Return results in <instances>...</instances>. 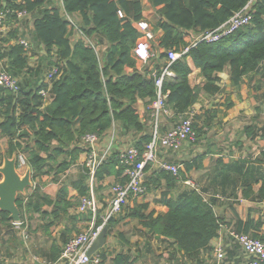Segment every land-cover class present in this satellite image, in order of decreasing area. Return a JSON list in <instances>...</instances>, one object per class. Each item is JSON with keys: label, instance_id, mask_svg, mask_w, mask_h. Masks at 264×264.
<instances>
[{"label": "trees", "instance_id": "1", "mask_svg": "<svg viewBox=\"0 0 264 264\" xmlns=\"http://www.w3.org/2000/svg\"><path fill=\"white\" fill-rule=\"evenodd\" d=\"M62 1L66 12L81 13L83 25L78 26L96 45L101 46L99 53L82 38L75 42L71 40L73 31L70 32L68 19L60 9L46 8L47 0H0L2 10L25 9L34 15L33 44L42 46L45 51L43 63L35 68L30 65L29 51L19 43L17 29L0 40V59L7 61V69L19 78L20 84L18 92L0 86V134L8 138L6 151L9 156L19 152L26 155L35 182L28 195L19 196L17 201L21 227L30 233L29 222L36 214L41 219H48L45 224L47 230L65 221L59 238L54 239L45 254L55 264H58L66 243L94 220L93 212H78L81 198L91 191L89 168L82 164L81 175L71 179L70 183L60 181L62 175L80 161L81 155L88 152L81 145V138L88 132L104 137L119 125L120 137L132 139L133 146L143 154L153 139L152 126L156 116L151 107L148 113L152 123L148 125L137 111L136 104L139 99L150 104L157 100L159 88L156 80L169 63V51L182 52L191 45L186 36L191 35L196 40L200 35L221 27L251 3L249 24L218 41H198L171 63L175 76L165 77L161 88V92L167 95L165 109L169 115L164 112L160 115L164 114L167 124L173 123V126L189 114L198 102L201 90H221L219 74L227 66L230 67L232 86L239 88L244 78L257 72L264 63V0H150L160 16L158 27L163 30V35L159 47L163 50H159L143 70L136 69L138 59L133 53L140 37L134 24L144 18L141 0ZM14 18L16 15L12 13L8 21L12 22ZM188 57L193 59L205 77L206 83L202 88L190 83L192 69ZM53 67L59 68L58 73L48 84L40 73ZM127 68H134V71L127 72ZM42 89H49L50 100L42 95ZM257 111L264 112V109L259 106ZM196 119L199 121L195 122ZM206 122L205 115H195L196 143L205 134ZM160 127L158 121L159 132ZM246 129L252 130L247 132L248 136L259 134L250 126ZM119 153L120 150L113 149L97 169L94 177L96 193L108 177H114L116 183L128 182L126 167L121 163ZM204 157L205 153L195 157L193 162L186 161L185 169H180L178 175L150 164L147 166V191L165 181L166 190L157 200L167 208L164 214L146 213L148 204L129 208L128 203L117 215L126 210V216L138 219L160 241L167 242L169 260H175L174 264H186V261L202 263V253L213 250L211 241L219 236L224 222L217 215L213 201L206 200L201 191L183 183L187 180V172L203 166ZM45 175L52 177L54 182H61L55 198L43 190L42 177ZM248 186L252 188L254 184L249 183ZM70 188L77 191L76 196L70 195ZM258 198L264 201V179ZM71 209L76 212L71 214ZM9 215L0 211V231L3 237L5 234L10 237L12 247L17 249L22 243V234ZM117 216L106 223L108 236L124 218L117 219ZM103 222L99 209L95 224L100 226ZM253 222L252 219L240 221L237 230L264 240V234L251 231L255 229ZM4 244V253L8 256L14 254ZM227 251L230 260L236 252L231 248ZM97 252L105 264L110 254L104 247ZM111 263L135 264V261L130 254L120 251L114 254ZM0 264H6V261L0 258Z\"/></svg>", "mask_w": 264, "mask_h": 264}, {"label": "crops", "instance_id": "2", "mask_svg": "<svg viewBox=\"0 0 264 264\" xmlns=\"http://www.w3.org/2000/svg\"><path fill=\"white\" fill-rule=\"evenodd\" d=\"M141 1L144 5V18L142 20L150 23L155 34V39L151 42L152 53L155 55L159 50H163L159 47L163 35V30L158 27V19L160 16L157 8L151 5L150 0ZM45 7L50 9L58 8L64 15L65 9L62 0H47ZM70 15L76 25H69L70 32L72 33L73 31L71 40L73 42L78 38L85 40L82 34L83 31L78 26L83 25L81 13L76 12ZM155 16L156 21L154 23L153 18ZM27 21H30V27L24 29L22 23H27ZM6 22L4 27L0 29V32H3L0 33V40L8 36L12 30L17 29L19 41L25 39L30 44V48L27 50L30 54V65L37 68L39 64L35 65L37 61L33 62L32 60L43 56L41 57L43 63L45 51L42 46L33 44L34 15L28 12V15L24 19L20 20L16 17L12 22L8 20ZM79 29L82 31L81 33ZM185 38L187 41L191 42V45L195 41L191 35ZM90 40L95 44L92 39ZM1 45L0 43V48L2 47ZM98 47L100 52L101 46L98 45ZM34 48L36 49L34 50ZM187 61L192 69L189 76L191 85L202 88L206 83L205 77L202 75L201 70L195 66L191 57H188ZM1 64L6 65L7 61L0 59V65ZM147 64V62L145 63L138 60L136 69L143 70ZM51 69L44 70L40 75L43 81L48 84L51 81H47L46 73ZM57 69L59 68L57 67ZM229 70L230 67L227 66L225 70L219 74L220 81L218 85L221 90L219 92L201 90L198 102L190 110L194 111L195 115H205V120H207L205 124V134L203 136L205 142L196 146L187 144L176 153L159 148L160 159L176 163L180 166V169L183 170L185 169L184 163L186 161L193 162L195 157L205 153V157L202 160L203 166L199 169L194 168L187 172V180H192L199 185L200 191L205 196V199L214 202L217 215L224 219L219 236L211 241L213 250L205 251L201 255V262L205 261V263L210 256H214V247L216 245L220 242L225 246L228 245V228L238 229L240 221L245 222L247 219H252L254 221L252 225L255 226V229L251 231L264 234V201L258 198V191L261 187L262 179H264V112L257 111V107L259 106H262L264 109V63L257 72L246 76L239 88L232 86ZM126 71L132 72L134 68H127ZM49 96L50 93L48 95L50 100ZM49 100H47V102H49ZM153 105L154 103L150 104L147 100L142 99H139L136 104L137 111L142 119L150 126L152 121L149 119L148 110L153 107ZM159 116L160 118L158 121L161 123L160 133L164 134L173 127V124L172 126L171 124H167L164 114ZM0 120H2V118H0ZM118 126H114L106 136L101 138V141L96 146L98 151L103 150L108 145L113 134L116 137L113 146L114 150H122L133 145L132 139L129 137H120ZM248 126L252 127L259 134L254 137L248 136L247 132L252 131H247L246 128ZM7 142L8 138L2 137L0 134V166L3 163L2 147L6 149ZM19 153H17V156ZM85 155V153L81 155L80 161L73 165L65 175H62L60 181L70 183L71 179L81 175L82 164H84L86 157ZM225 166H230V168L227 169ZM26 168L27 165L18 169L24 173ZM258 179L259 181L257 182ZM42 182L44 183L43 190L51 197L55 198L60 188L59 183L61 182H54L52 177L48 175L42 177ZM114 183H116L115 178L108 177L102 182V188L97 189L96 197L98 198L99 209L103 217L106 215L110 206L111 188ZM249 183L254 184V186L249 188ZM165 190L166 184L163 180L160 186H152V189L148 190L146 195L144 194L145 196L143 195V197L131 199L128 204L130 206L129 208H133L135 205L148 204L149 208L145 211L146 213L154 211L155 216L164 214L167 208L158 203L157 200L160 199L162 192ZM29 192L30 191H28V193ZM70 195L76 196L77 191L74 188H70ZM102 207L103 209H101ZM45 209L50 210L49 207H45ZM75 212V209H71V214ZM121 215L116 218L118 219L124 216L123 220L113 228V235L104 246L106 252L110 254V261L114 254L124 251L130 254L135 264H147V262L149 263L151 261L150 258L153 256L152 251H154L156 244H158V247H163L164 244L165 248L168 249L169 244L167 242L160 241L147 227L141 225L138 219L126 216V210H124ZM47 221L48 219H41L39 215L36 214L29 222V240L25 243L23 238L21 239V242L26 248L25 252H29L30 254V259L39 262V264L52 263L45 254L49 252L54 239L59 238L65 226V221H62L58 225L52 226L47 230L45 229ZM257 222H259V225ZM90 224L91 223H89V225ZM1 235L3 236V234ZM12 243L13 242H10L7 248L14 254L8 257H11V260L16 264H26L23 255L15 256V253L18 254L20 248L18 250L16 248L14 249ZM5 245H7V243ZM237 257L238 255L235 254L230 258L229 261L231 264H236ZM0 258L9 263L7 257L0 256ZM174 261H170L169 264H174ZM187 262L188 261H186V264ZM110 264L112 263L110 262Z\"/></svg>", "mask_w": 264, "mask_h": 264}, {"label": "built area", "instance_id": "3", "mask_svg": "<svg viewBox=\"0 0 264 264\" xmlns=\"http://www.w3.org/2000/svg\"><path fill=\"white\" fill-rule=\"evenodd\" d=\"M251 3L246 5L243 9L236 12L225 24L221 27L206 32L200 35L191 46L186 47L182 52L171 50L168 52L169 63L163 68L162 73L156 80V85L159 88L157 100L154 102L153 108L155 110L156 122L153 131V139L147 145L146 151L141 154L140 151L132 146H128L125 149L120 150L119 158L121 163L126 167V173L129 180L126 184L119 182L114 183L111 188L110 206L103 217L104 222L100 226L95 224V215L99 210V203L96 197L94 189V177L99 166L112 154L113 146L115 143V135L113 134L108 145L101 151L96 149L97 144L101 141V138L96 133L88 132L81 138V145L88 149L85 154L84 165L89 168L90 172V187L91 191L89 195L81 198V203L78 208V212H93L94 220L84 229L81 233L76 234L69 242L64 246L62 255L58 261V264H102L101 255L96 252L93 255L89 254L91 244L99 235L103 226L111 217H115L121 213L124 206H126L131 199H137L143 196L147 192L145 181L147 179L146 168L150 164L157 169L171 172L174 175H178L180 166L169 160L159 158V148L169 150L173 153L179 152L187 144H195L197 141V132L194 128L195 112L190 111L186 117L170 128L164 134H161L158 129V120L161 112L168 114L165 109L166 94L161 92L163 81L165 77H174L175 73L171 70V63L183 54H186L192 46H195L198 41L215 42L222 39L224 36L235 32L237 29L249 24L252 19L250 12ZM15 14L17 19H24L28 12L27 10H9L0 9V26H3L10 14ZM122 16V13H120ZM64 16L70 22V25L76 26L68 12H64ZM137 30L140 32V37L133 50L135 57L143 62H150L154 54L152 53L151 42L155 39V34L151 28L149 22L141 20L135 23ZM80 30V29H79ZM82 31L80 30V33ZM83 37L86 42L90 43L97 53L99 52L98 45L94 44L84 33ZM24 45L25 49L30 48V44L25 39L19 41ZM1 51V48H0ZM58 73L57 67H53L46 73L47 81H51L53 77ZM155 75V73H154ZM0 86L13 91L18 92L20 89L19 78L12 75L7 65H0ZM41 93L44 97H48L49 89H42ZM18 168L25 167L27 165V157L24 153L18 154ZM184 185L198 189V184L192 180L183 181ZM16 227L21 230L22 238L25 243L29 240L30 236L26 228L21 227V223H15ZM228 245H224L220 242L214 247V264H225L228 259V248H231L237 253L242 255V264H264V240L253 236L250 233L238 231L234 228H228ZM43 264H55V263H43Z\"/></svg>", "mask_w": 264, "mask_h": 264}, {"label": "water", "instance_id": "4", "mask_svg": "<svg viewBox=\"0 0 264 264\" xmlns=\"http://www.w3.org/2000/svg\"><path fill=\"white\" fill-rule=\"evenodd\" d=\"M3 163L0 166V211L8 212L10 219L15 223L21 222V211L18 206L19 196H27L28 190L35 186L32 169L27 165L26 171L22 173L18 169V156L14 153L9 156L6 149L2 147ZM109 226L105 224L99 235L91 244L89 254L93 255L108 242Z\"/></svg>", "mask_w": 264, "mask_h": 264}, {"label": "rangeland", "instance_id": "5", "mask_svg": "<svg viewBox=\"0 0 264 264\" xmlns=\"http://www.w3.org/2000/svg\"><path fill=\"white\" fill-rule=\"evenodd\" d=\"M153 18V17H152ZM155 21H156V16L153 18V22L155 23ZM7 23V22H6ZM5 23V24H6ZM22 25L24 26V29L27 27V28H29L30 27V21H27V23H22ZM4 27V25L3 26H0V29L1 28H3ZM0 33H3V32H0ZM36 48H34V50H35ZM41 57H43V56H40V57H37V58H35V60H32L33 62H35V61H37V63L35 62V65L36 64H40V63H42V61H41ZM42 71V70H41ZM40 75H41V73H40ZM199 120L198 119H196V121L195 122H198ZM155 122H156V119H155V121H154V126H152L153 128H155ZM200 123V122H199ZM173 124V123H172ZM172 124H171V126H172ZM205 142V138L204 137H202L201 138V140L199 141V142H197V143H195V144H193V143H191L190 144V146L193 144V145H198V144H201V143H204ZM63 158V157H62ZM61 158V159H62ZM24 170V169H23ZM195 181V180H194ZM32 190V188H30L28 191H31ZM148 192V191H147ZM146 192V193H147ZM146 193H145V195H146ZM144 195V196H145ZM143 197V196H142ZM98 199V198H97ZM105 203V202H104ZM101 209H103V207L101 208ZM86 225V224H85ZM27 231H28V229H26ZM2 231H0V256H5V257H7L8 259H9V263H7L6 262V264H15V262H13L12 260H11V257H8V255L7 254H5L4 253V247H2V243L4 242L5 244L7 243V245H5V247H8L9 245H10V237H8L6 234H5V237H3L1 234H3V232L1 233ZM6 233V232H5ZM28 234H29V236H30V233L28 232ZM113 235V231L111 232V234H110V236H108V241L110 240V237ZM5 240V241H4ZM19 245V244H18ZM20 248V249H19ZM19 249V250H18ZM17 250H18V254H16L15 253V256L17 257V256H19V255H23L24 256V260L26 261V264H39V262H36V261H33V260H31L30 259V254H29V252L28 253H26L25 251H26V248H25V246H24V244H21V245H19V247L17 248ZM148 250H149V248H148ZM168 249L167 248H165V246H164V244H163V247H158V244H156V246H155V248H154V251H152V257L150 258L151 259V261L148 263L147 262V264H169V262H170V260H169V252L167 251ZM165 255V256H164ZM237 255H238V257H237V261L235 262L236 264H241V262H242V260H243V258H242V255H241V253L239 252V253H237ZM3 261V260H2ZM110 260H108V261H106V263L105 264H110ZM227 263H225V264H231V262L229 261V258L227 259V261H226ZM215 263V257L212 255V256H210L207 260H206V263H205V261L204 262H202V263H200V264H214ZM187 264H196L195 262H191V261H189V262H187Z\"/></svg>", "mask_w": 264, "mask_h": 264}]
</instances>
